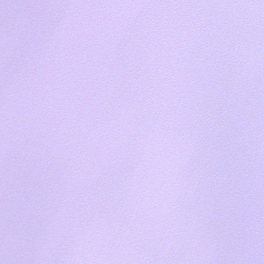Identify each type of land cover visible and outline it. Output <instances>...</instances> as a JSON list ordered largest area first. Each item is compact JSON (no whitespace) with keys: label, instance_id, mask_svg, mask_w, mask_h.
Masks as SVG:
<instances>
[{"label":"snow or ice","instance_id":"6c2138e0","mask_svg":"<svg viewBox=\"0 0 264 264\" xmlns=\"http://www.w3.org/2000/svg\"><path fill=\"white\" fill-rule=\"evenodd\" d=\"M0 264H264V0H0Z\"/></svg>","mask_w":264,"mask_h":264}]
</instances>
